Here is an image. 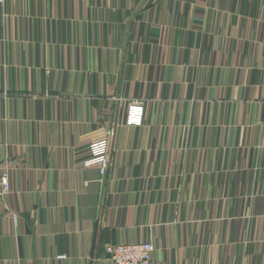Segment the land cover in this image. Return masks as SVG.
Here are the masks:
<instances>
[{
  "label": "crops",
  "instance_id": "crops-1",
  "mask_svg": "<svg viewBox=\"0 0 264 264\" xmlns=\"http://www.w3.org/2000/svg\"><path fill=\"white\" fill-rule=\"evenodd\" d=\"M0 162V264H264V0H0Z\"/></svg>",
  "mask_w": 264,
  "mask_h": 264
},
{
  "label": "built area",
  "instance_id": "built-area-1",
  "mask_svg": "<svg viewBox=\"0 0 264 264\" xmlns=\"http://www.w3.org/2000/svg\"><path fill=\"white\" fill-rule=\"evenodd\" d=\"M145 103L135 99L127 102L124 123L127 126L141 127L144 124ZM111 130L89 145V157L83 161L84 167L97 166L101 175L108 169V154ZM14 168L6 162H0V206L5 207L12 192L11 177ZM111 264H154L156 247L150 240L138 242H117L106 247ZM62 258L63 256H59Z\"/></svg>",
  "mask_w": 264,
  "mask_h": 264
}]
</instances>
